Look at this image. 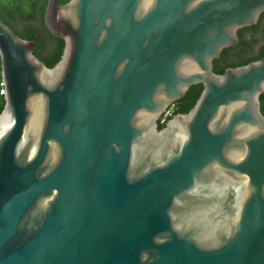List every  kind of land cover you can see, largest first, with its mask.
I'll list each match as a JSON object with an SVG mask.
<instances>
[{
  "label": "water",
  "instance_id": "1",
  "mask_svg": "<svg viewBox=\"0 0 264 264\" xmlns=\"http://www.w3.org/2000/svg\"><path fill=\"white\" fill-rule=\"evenodd\" d=\"M263 13L48 0L52 68L0 19V264H264V58L213 71Z\"/></svg>",
  "mask_w": 264,
  "mask_h": 264
},
{
  "label": "trees",
  "instance_id": "2",
  "mask_svg": "<svg viewBox=\"0 0 264 264\" xmlns=\"http://www.w3.org/2000/svg\"><path fill=\"white\" fill-rule=\"evenodd\" d=\"M68 1L58 0V3L63 5ZM47 2L48 0H0V19L21 39L35 40L37 48L34 55L48 68H52L61 58L64 42L51 35L45 26L44 10ZM19 21L25 24L23 29H17L16 23ZM257 34L264 39V13L260 16L256 26L238 31V45L224 49L220 57L213 61L214 73L221 75L228 68L245 66L264 58V46L255 53H251L259 41ZM201 90V85L192 86L182 99L172 105L170 113L172 115L188 113L197 101ZM1 91L0 78V113L4 106ZM261 99L264 116V94H262ZM163 126V123L160 122L159 129Z\"/></svg>",
  "mask_w": 264,
  "mask_h": 264
},
{
  "label": "rangeland",
  "instance_id": "3",
  "mask_svg": "<svg viewBox=\"0 0 264 264\" xmlns=\"http://www.w3.org/2000/svg\"><path fill=\"white\" fill-rule=\"evenodd\" d=\"M16 27L17 29H23L25 27V24L21 21H19L18 23H16ZM257 36L259 37V34H257ZM264 46V39L260 36L259 37V41L255 47V49L253 51H251V53H255L260 47Z\"/></svg>",
  "mask_w": 264,
  "mask_h": 264
},
{
  "label": "flooded vegetation",
  "instance_id": "4",
  "mask_svg": "<svg viewBox=\"0 0 264 264\" xmlns=\"http://www.w3.org/2000/svg\"><path fill=\"white\" fill-rule=\"evenodd\" d=\"M264 94V93H263ZM262 96V95H261ZM261 96H260V108H261V112H262V99H261ZM175 103V102H174ZM173 103V104H174ZM172 104V105H173ZM172 105L169 107V109H168V112H167V114H166V116L160 121L161 123H163L164 124V122L165 121H167L169 118H171V117H173L174 115H172L171 113H170V109H171V107H172Z\"/></svg>",
  "mask_w": 264,
  "mask_h": 264
}]
</instances>
